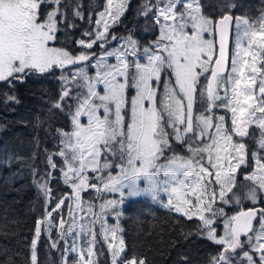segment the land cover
I'll return each mask as SVG.
<instances>
[{
	"label": "snow or ice",
	"instance_id": "snow-or-ice-1",
	"mask_svg": "<svg viewBox=\"0 0 264 264\" xmlns=\"http://www.w3.org/2000/svg\"><path fill=\"white\" fill-rule=\"evenodd\" d=\"M44 5L51 6L46 15ZM61 7L62 0H0V81L60 69L61 96L54 107L63 110L67 100L74 101L72 129L60 132L58 152L62 179L71 191L54 197L48 180H37L45 210L36 221L31 264H39L38 242L44 233L51 239L53 229L57 239L51 247L64 242L62 264H98V237L111 264H147L143 257L127 255L116 211L125 197L142 195L200 222L202 232L223 246L210 264H234L237 250L240 264H264V208L227 216L217 207V201L239 204L241 199L255 204L264 192V158L255 153L256 167L246 177L253 187L243 197L234 191L237 169L247 163L244 138L251 126L259 128L264 149V17L252 21L229 13L213 19L203 13L201 0H155L145 3L141 14L154 10L156 40L141 51L129 35L110 49V28L127 0H107L74 55L51 46ZM75 15L81 16L78 6ZM97 44L99 54L92 51ZM172 139L186 144L189 155L166 157ZM48 162L57 167L51 157ZM89 191L118 193L120 199L103 200L97 210L82 195ZM110 215L116 223L108 222ZM218 216L224 217L223 235L213 227Z\"/></svg>",
	"mask_w": 264,
	"mask_h": 264
},
{
	"label": "trees",
	"instance_id": "trees-1",
	"mask_svg": "<svg viewBox=\"0 0 264 264\" xmlns=\"http://www.w3.org/2000/svg\"><path fill=\"white\" fill-rule=\"evenodd\" d=\"M201 2L203 13L213 19L232 13L253 21L264 12V0ZM106 3L107 0H62L59 31L53 44L74 55L79 54L82 49L77 41L88 39L84 33L95 27V18L104 10ZM145 3H155V0H128L115 32L111 33L110 29L109 40L111 36L119 39L131 35L142 46L153 38L157 33L151 26L155 24L152 19L154 10L148 16L142 15ZM77 6L81 16L75 15ZM48 10H51L49 5L41 9L42 13ZM98 46L95 45L92 51L99 54ZM66 74L70 75L71 71ZM60 76L61 70L54 69L44 74L31 73L11 83L0 81V264H31V241L36 221L45 210V197L37 180L41 177L48 180L54 197L70 191L60 184L63 160L58 152L62 146L60 132L69 131L72 126L70 111L74 110V101L67 100L63 110L54 107L61 96ZM9 96L15 99L9 100ZM69 105L73 107L70 109ZM251 135L249 132L244 141L248 152L251 150L252 140H248ZM49 157L56 164L55 169L50 167ZM247 157V163L237 169L234 187L241 197L253 187L252 182L242 176V173L254 170L250 164L251 156ZM48 173H51V178ZM223 206L226 215L231 216L253 205L247 199H241L238 205L217 201V207ZM123 211L121 235L125 240L126 253L145 258L147 264H210L212 257L221 252L222 246L203 236L200 222L195 218L188 220L144 199L130 200ZM55 239V229L51 232V239L48 233L41 236L38 242L39 264H62L64 242L60 241L58 248H52L51 240ZM101 244L98 237L96 248ZM99 252L102 253L97 256L99 264H110L106 248ZM237 252L239 255L233 258L234 264H240L242 253L240 250Z\"/></svg>",
	"mask_w": 264,
	"mask_h": 264
},
{
	"label": "rangeland",
	"instance_id": "rangeland-1",
	"mask_svg": "<svg viewBox=\"0 0 264 264\" xmlns=\"http://www.w3.org/2000/svg\"><path fill=\"white\" fill-rule=\"evenodd\" d=\"M114 2H118V0H114ZM127 2H128V0H127ZM44 15H46L47 14V12H45V13H43ZM235 17V16H234ZM242 17V16H241ZM261 17H264V12L259 16V17H257L256 19H254L253 21H257V20H259ZM153 28H155V30H157V33H156V35H154L153 36V38L151 39V40H148V41H146V43H144V44H142V46H140V50L142 51V49H143V47H146V46H149V45H151L155 40H156V38H157V36H158V34H159V32H158V27L154 24H152L151 25ZM122 38H124V37H121V38H117L118 40H117V42L116 43H112L111 45L108 43V45H106L107 47H109L110 49L111 48H115V47H117L119 44H121V43H123V40H122ZM206 38H208V39H211L212 37H211V35H208V34H206ZM234 39H235V37H234V31H233V36H232V43H231V47H234ZM136 40V39H135ZM51 46H55L54 44H53V42H51ZM101 51V49H100V47L98 46V49H97V52H100ZM130 59H131V57H130ZM110 60H111V58H110ZM111 62H114V60H111ZM87 71L89 72V74L90 75H94V73H95V70L89 65L88 66V68H87ZM71 75V74H70ZM69 75V76H70ZM159 90L162 92L163 91V82H161V84L159 85ZM230 123V122H229ZM255 127L256 126H252V131H254L255 132ZM71 129H72V126H71ZM71 129L69 130V131H71ZM65 132H68V131H65ZM251 139H252V137H250ZM170 145H171V149L172 150H178V151H180V152H176L177 153V155H184V156H187V155H189L188 154V151H187V145L186 144H182L181 142H177V141H175L174 139H172L171 141H170ZM262 149V148H261ZM171 150V151H172ZM166 152H170V151H166ZM166 152H165V156L167 157V156H171V155H167L166 154ZM260 153H262V154H264V152L263 151H259ZM256 155H259L258 153L256 154ZM163 162V161H162ZM255 168V167H254ZM112 171H113V174H115L117 171H118V169H112ZM237 174V173H236ZM251 173H242V176L243 177H247L248 175H250ZM61 186H64V187H66L67 185H65L64 184V182H63V179H62V174H61ZM140 184H141V187H143V182L141 181L140 182ZM68 187V186H67ZM69 188V187H68ZM70 189V188H69ZM70 191H71V189H70ZM70 191L68 192V193H70ZM83 195V197H84V199L85 200H91L94 204H96L97 205V210H98V205L100 204V203H102L103 202V200H106V199H112V198H115V199H117L118 201H119V199H120V197H119V194L118 193H100V194H98V193H96V192H94V191H89V192H85V193H83L82 194ZM133 199H144V200H147V201H149L150 203H152V204H154V205H156V206H159V207H162L161 206V204L160 203H156V202H153L152 200H151V198L149 197V196H146V195H142V196H137V197H125V200H124V203L122 204V205H119L118 204V206H117V208H116V211H120L121 212V216H120V219H119V223H120V226H121V218H122V216L124 215V211H123V209H124V207H125V205L130 201V200H133ZM161 199H164L165 200V202H166V198L162 195L161 196ZM262 202V204H264V192H259L258 193V200H257V202L255 203V204H259V203H261ZM249 203L251 204V205H255V204H253L250 200H249ZM235 204H237V203H235ZM238 205V204H237ZM164 208V207H163ZM218 208H223L224 209V206L223 207H218ZM166 209V208H165ZM224 211H225V209H224ZM174 212V211H173ZM176 213V212H175ZM179 214V213H178ZM64 215L65 216H67V206H65V208H64ZM181 215V214H180ZM183 216V215H182ZM185 217V216H184ZM107 219H108V222L110 223V224H114V223H116V220H115V218H114V216H108L107 217ZM223 222H224V217H221V216H218V217H216L215 218V222H214V224H213V227L216 229V231H217V234L218 235H223ZM96 231L97 232H99V225H97L96 226ZM203 236L206 238V239H208V240H210V241H212V242H214L213 240H211V239H209L208 238V236H207V234H206V232H203ZM101 239V242H102V244L101 245H98V249L99 250H101L103 247L104 248H106V250H107V252H108V249H107V246H106V244L104 243V241H103V239L102 238H100ZM244 239V238H243ZM242 239V240H243ZM215 243V242H214ZM216 244V243H215ZM220 246H222V245H220ZM222 248H223V246H222ZM221 248V249H222ZM247 249V248H246ZM238 251V250H237ZM109 254V253H108ZM109 258L111 259V257H110V255H109ZM96 259H97V261H98V257H96ZM256 260L258 261V257H256ZM98 264H99V262H98ZM110 264H111V261H110Z\"/></svg>",
	"mask_w": 264,
	"mask_h": 264
},
{
	"label": "flooded vegetation",
	"instance_id": "flooded-vegetation-1",
	"mask_svg": "<svg viewBox=\"0 0 264 264\" xmlns=\"http://www.w3.org/2000/svg\"><path fill=\"white\" fill-rule=\"evenodd\" d=\"M116 25H117V23L114 24L110 28L111 29V33L115 32V26ZM154 35H156V34H154ZM143 36H145V35H143ZM117 40L118 39L113 40L112 39V36H111V38L109 40V44L111 45L113 42L116 43ZM218 114H222V111H220ZM229 122H230V120H229ZM250 132H252V135H251L252 139L250 138L248 140H252L251 141V150L248 152V150L246 149V151H247V155H250L251 156V158H250V164H251V166L252 167H256V165H255V159L253 158V154L255 153V155H256L258 153L259 155H256L257 157L264 158V154H262V153L259 152L260 150L264 152V149H261V147L259 145V139H260V130H259V128L255 127V132H254V131H252V126H251ZM245 138H244V141H245ZM237 139H239V138H237ZM173 152L176 153V152H180V151H178V150L175 149V150H172L170 152H166V154L167 155H172ZM247 155H246V161H248ZM255 205H260V206H263L264 207V204H262V203L261 204L260 203L259 204H255ZM255 205H253V206H255Z\"/></svg>",
	"mask_w": 264,
	"mask_h": 264
},
{
	"label": "water",
	"instance_id": "water-1",
	"mask_svg": "<svg viewBox=\"0 0 264 264\" xmlns=\"http://www.w3.org/2000/svg\"><path fill=\"white\" fill-rule=\"evenodd\" d=\"M224 14H229V13H224ZM224 14H222V15H224ZM232 16H234L232 13H230ZM221 15V16H222ZM221 16H219L218 18H216V19H219ZM231 46V45H230ZM252 207H256V208H264L263 206H260V205H255V206H250V207H247V208H244L243 210H247L248 208H252ZM240 210H242V209H240ZM240 210H238V211H240ZM237 211V212H238ZM236 213V212H235ZM234 213V214H235ZM244 237H242V239H243ZM221 251H223V248L221 249Z\"/></svg>",
	"mask_w": 264,
	"mask_h": 264
}]
</instances>
